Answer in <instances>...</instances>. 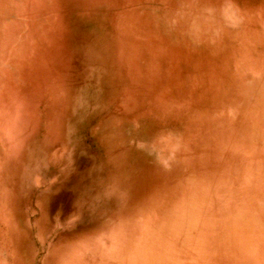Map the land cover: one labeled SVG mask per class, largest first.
Segmentation results:
<instances>
[{"label":"rangeland","instance_id":"obj_1","mask_svg":"<svg viewBox=\"0 0 264 264\" xmlns=\"http://www.w3.org/2000/svg\"><path fill=\"white\" fill-rule=\"evenodd\" d=\"M0 264H264V0H0Z\"/></svg>","mask_w":264,"mask_h":264}]
</instances>
